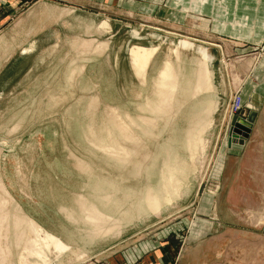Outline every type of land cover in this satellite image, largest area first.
<instances>
[{
    "label": "rangeland",
    "instance_id": "374dc122",
    "mask_svg": "<svg viewBox=\"0 0 264 264\" xmlns=\"http://www.w3.org/2000/svg\"><path fill=\"white\" fill-rule=\"evenodd\" d=\"M4 4L0 264H264V0Z\"/></svg>",
    "mask_w": 264,
    "mask_h": 264
},
{
    "label": "crops",
    "instance_id": "0c3cea01",
    "mask_svg": "<svg viewBox=\"0 0 264 264\" xmlns=\"http://www.w3.org/2000/svg\"><path fill=\"white\" fill-rule=\"evenodd\" d=\"M102 1L104 3H108V4H127V5H129V4L130 5L151 4V5H153V4H160L161 2H163L165 0H101V3H102ZM20 2H21V0H4V3L6 5H9L10 7H13V8H15V6L17 4H19ZM189 43L192 45V47L187 48V49L191 50V49H193L194 46H193V43H191V42H189ZM205 43L209 44V45H214L212 43H207V42H205ZM207 55H208V52H207ZM208 57H209V55H208Z\"/></svg>",
    "mask_w": 264,
    "mask_h": 264
},
{
    "label": "bare ground",
    "instance_id": "6f19581e",
    "mask_svg": "<svg viewBox=\"0 0 264 264\" xmlns=\"http://www.w3.org/2000/svg\"><path fill=\"white\" fill-rule=\"evenodd\" d=\"M181 45L184 48H191L192 47V45L189 42H186V41H182ZM153 52H154L153 49L138 48L136 51H133V60L138 66L142 67L150 59V57H151ZM200 52H201V54L203 56H205V57L208 56L206 49H201ZM208 60H209V57H208Z\"/></svg>",
    "mask_w": 264,
    "mask_h": 264
},
{
    "label": "water",
    "instance_id": "95a60500",
    "mask_svg": "<svg viewBox=\"0 0 264 264\" xmlns=\"http://www.w3.org/2000/svg\"><path fill=\"white\" fill-rule=\"evenodd\" d=\"M239 116H243L242 114H239ZM238 120L239 121H243V120H240L238 117H236L233 121V126L236 127L237 129L235 130L236 133L240 134V137L238 139V143L240 145H243L244 144V141L245 139H247L249 137V134H250V127L249 126H246V125H241L238 123Z\"/></svg>",
    "mask_w": 264,
    "mask_h": 264
}]
</instances>
